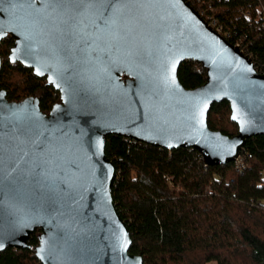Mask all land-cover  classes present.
I'll return each instance as SVG.
<instances>
[{"label": "water", "instance_id": "water-1", "mask_svg": "<svg viewBox=\"0 0 264 264\" xmlns=\"http://www.w3.org/2000/svg\"><path fill=\"white\" fill-rule=\"evenodd\" d=\"M8 33L10 63L46 77L60 103L46 115L38 99L0 90V253L30 249L39 232L41 264H143L112 198L106 137L222 166L264 136V74L185 0H0V39ZM185 61L206 72L196 89L178 81ZM223 101L233 137L207 125Z\"/></svg>", "mask_w": 264, "mask_h": 264}, {"label": "trees", "instance_id": "trees-1", "mask_svg": "<svg viewBox=\"0 0 264 264\" xmlns=\"http://www.w3.org/2000/svg\"><path fill=\"white\" fill-rule=\"evenodd\" d=\"M185 1L204 18L213 16L257 72L264 68V20H255L264 0ZM177 78L185 89H196L206 72L185 61ZM0 89L9 102L37 96L44 114L59 101L31 69L7 61ZM207 125L227 137L238 133L225 101L211 106ZM105 154L117 169L112 198L128 226L129 252L143 264H264V136L246 141L241 168L234 162L205 166L191 148L166 150L115 135L106 137ZM38 234L30 249L1 252L0 264H41L34 251Z\"/></svg>", "mask_w": 264, "mask_h": 264}, {"label": "flooded vegetation", "instance_id": "flooded-vegetation-1", "mask_svg": "<svg viewBox=\"0 0 264 264\" xmlns=\"http://www.w3.org/2000/svg\"><path fill=\"white\" fill-rule=\"evenodd\" d=\"M15 39L13 38V36L11 35V34H6V36L5 37H3V38H1L0 39V59H1V67H2V65H3V63L5 62V61H7L10 65H21L20 63H18V62H16V63H10V61L8 60V57H9V55H10V53H11V50H12V48L14 47V44H15ZM24 67V66H23ZM1 69V68H0ZM29 69V68H28ZM32 70V74L35 76V77H37L35 74H34V69H31ZM37 78H39V79H42L43 81H44V83H45V85L46 86H48V87H51V88H53L51 85H48L47 84V80H46V77H44V78H41V77H37ZM0 90H2V89H0ZM53 90H54V88H53ZM4 91V90H3ZM54 91H56V90H54ZM57 92V91H56ZM58 93V92H57ZM58 95H59V93H58ZM32 98H36V99H38V97L37 96H32ZM38 102H39V99H38ZM57 103H60V95H59V101L57 102ZM56 103V104H57ZM52 109V108H51ZM47 115V114H46Z\"/></svg>", "mask_w": 264, "mask_h": 264}, {"label": "built area", "instance_id": "built-area-1", "mask_svg": "<svg viewBox=\"0 0 264 264\" xmlns=\"http://www.w3.org/2000/svg\"><path fill=\"white\" fill-rule=\"evenodd\" d=\"M204 14L205 13H201V14H199L204 20H205V22L216 32V33H218L220 36H222L224 39H227L228 37H229V35L228 34H226V33H224L223 31H222V27L221 26H219L218 25V23H217V21H216V19L213 17V16H206L205 18H204ZM246 16H249L248 14H246ZM256 21H259V20H264V9H258V11H257V14H256V19H255ZM262 28L264 29V22L262 23ZM233 46H235V47H238L239 49H240V47H239V45H233ZM241 50V49H240ZM242 51V50H241ZM243 52V51H242ZM244 53V52H243ZM257 72V71H256ZM257 73H259V74H264V68H262V69H260V71L259 72H257ZM240 157V156H239ZM237 158L235 161H234V163H235V165H236V168H241V167H243V165H242V161L240 160V158Z\"/></svg>", "mask_w": 264, "mask_h": 264}, {"label": "snow or ice", "instance_id": "snow-or-ice-1", "mask_svg": "<svg viewBox=\"0 0 264 264\" xmlns=\"http://www.w3.org/2000/svg\"><path fill=\"white\" fill-rule=\"evenodd\" d=\"M71 0H48V3L56 6V7H61L63 5L69 4ZM83 2H86L88 4H95L99 2V0H83ZM235 119V117H233Z\"/></svg>", "mask_w": 264, "mask_h": 264}]
</instances>
